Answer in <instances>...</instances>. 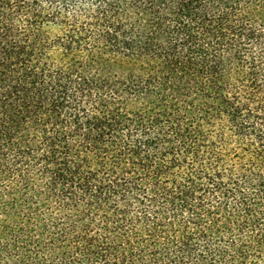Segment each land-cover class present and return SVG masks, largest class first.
Here are the masks:
<instances>
[{
    "label": "trees",
    "instance_id": "obj_1",
    "mask_svg": "<svg viewBox=\"0 0 264 264\" xmlns=\"http://www.w3.org/2000/svg\"><path fill=\"white\" fill-rule=\"evenodd\" d=\"M0 264H264V0H0Z\"/></svg>",
    "mask_w": 264,
    "mask_h": 264
}]
</instances>
